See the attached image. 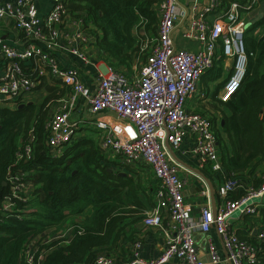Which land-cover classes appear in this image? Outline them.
Wrapping results in <instances>:
<instances>
[{"label":"built area","instance_id":"obj_1","mask_svg":"<svg viewBox=\"0 0 264 264\" xmlns=\"http://www.w3.org/2000/svg\"><path fill=\"white\" fill-rule=\"evenodd\" d=\"M181 4L188 8V15L176 29L185 15ZM260 4L264 0H228L226 5L222 0H161L154 8L155 37L147 51L142 46L145 60L138 65L137 74L130 75L92 62L100 58L98 51L88 42L83 20L69 16L64 0H51V8L43 14L36 0H0V21L12 22L16 35L13 45L0 38V107L23 106L27 95L39 91L42 78L48 83L60 81L69 92L57 101L46 125L50 155L61 156L76 140L77 130L90 128L101 134L102 155L112 154L123 166L141 165L155 181L148 186L153 188L155 206L144 214L142 225L162 231L164 249L158 257L146 259L140 253L141 241L134 239L127 264H261L264 172L249 180L226 174L213 125L198 105L208 100L201 79L220 58L225 66L234 61L235 72L216 98L227 102L238 89L247 64L244 35L249 22L244 12ZM175 30L194 49L179 48ZM61 57L94 70L91 83L83 82L90 75L84 73L87 69L64 66ZM78 104L86 113L74 118ZM189 139V153L197 157L200 173L186 169L175 155ZM22 149L16 153L18 161L31 154L29 144ZM181 170L200 184L205 203L197 216L185 199ZM24 175L11 170L7 174L11 194L5 198L3 210L9 217H14L13 200L27 203L30 199ZM71 230L66 224L54 230L55 235L46 233L41 242L68 238ZM107 248L91 264H119L113 247ZM45 252L28 243L22 258L25 264H41Z\"/></svg>","mask_w":264,"mask_h":264},{"label":"trees","instance_id":"obj_2","mask_svg":"<svg viewBox=\"0 0 264 264\" xmlns=\"http://www.w3.org/2000/svg\"><path fill=\"white\" fill-rule=\"evenodd\" d=\"M64 1L69 16L83 20L86 34L95 39L98 56L108 59L112 68L127 74L132 61L141 59L139 65L145 60L134 31L151 27L155 33L154 8L161 0ZM222 3L226 5L228 0ZM244 47L247 64L238 89L229 101L222 102L216 98L221 87L217 85L212 102L207 100L202 107L213 125L223 170L228 176L249 178L264 161V13L248 25ZM223 68L220 58L202 77L207 89L221 77ZM38 90L45 93L41 104L0 108V264H25L22 252L28 243L46 251L41 264H91L124 234L121 225L127 219L142 221L147 211L138 198L140 182L134 179L131 166L103 156L96 142L86 136H79L61 156L50 155L46 125L69 87L42 78ZM26 144L31 146V154L18 161L16 153ZM10 170L25 174L23 180L30 190L27 203L12 201L14 217L3 210L5 198L11 194L6 179ZM77 217L81 220L75 221ZM66 224L72 227L68 238L42 244L46 233L55 235L54 230ZM132 236L125 235L124 241ZM238 236L246 239L239 232Z\"/></svg>","mask_w":264,"mask_h":264},{"label":"crops","instance_id":"obj_3","mask_svg":"<svg viewBox=\"0 0 264 264\" xmlns=\"http://www.w3.org/2000/svg\"><path fill=\"white\" fill-rule=\"evenodd\" d=\"M187 1L188 0H180V2H183V3H186ZM36 3H37L39 10L42 11V14L48 12L49 9L51 8V0H36ZM263 13H264V5L260 4L254 10L250 12L248 11L244 12V17L249 22V25H251L257 22L259 19H261V17L263 16ZM262 33L263 31L260 32V35ZM173 35L175 39L177 40L179 48L189 47L191 49H194L195 47L194 44L183 41L180 38V30H175ZM15 37H16L15 28L13 27L12 22L0 21V38L2 40H5L7 43L13 45L15 41ZM87 37H88V42L90 46H93V44L95 43L94 42L95 39L89 34H87ZM61 59L63 61L62 65L64 66H70L71 64H76V65H79L82 68V70L87 69L85 66H83V64H81L80 62H77L73 58L64 57L63 59L61 57ZM92 62L94 63L96 62L98 63V65H104V64L109 65L108 59L103 60L100 58H94L92 59ZM0 72H1V66H0ZM84 73L90 74L89 76L86 75L83 78V82L87 83L86 85H88L91 83V78L95 75V72L94 70H91V68L89 67ZM204 88L207 90L206 86H204ZM37 93H40V92H37ZM44 96H45V93L43 92V90L40 96H36L34 93L29 94L24 98V101H25L24 104H28V103L36 104L38 102L41 103ZM80 105L81 104H78L77 110L72 114L74 118H81L86 113V111L84 110V107L79 109ZM198 105L199 106L206 105V102L204 103L200 102L198 103ZM55 110H56V105L52 113H54ZM105 120H107L108 122H116L115 120L111 118H106ZM119 124L122 125L121 123ZM82 129H89V128H82ZM96 134L97 136L99 135L97 132ZM80 136L83 137V135H80ZM191 147H192V141L189 139L184 143L181 150H179L178 152H175V155L186 169H189L191 172L200 173L201 171L199 170L197 157L192 156L189 153V150L191 149ZM262 168H264V161L259 167H257L255 172L253 173V176L256 177L258 173L263 171ZM121 171H122V168H121ZM131 171H132L134 179H137L140 182L141 189L138 193V198L141 201V203L145 206V210L149 211L151 208L155 206V200L153 197V188H150L148 186H151L152 181L153 183H155V181L154 180L151 181L152 176L150 172L144 171L141 165L131 166ZM180 172H181V177L186 181L185 188L183 191L185 199L189 204H191L193 215L197 216L199 214V207L205 203L204 198L200 196V188H201L200 184L194 177H192L190 174H187L184 170H181ZM253 176H250L249 178L247 177L246 180L253 179ZM210 184L212 186H215V184L212 181ZM87 214H89V211L87 212ZM74 220L79 221L81 220V217H77ZM121 226L123 227V230L121 233H124L126 236L130 234H132L133 236H132V240L124 241L125 235L121 234L119 237L120 240L118 239L115 245L112 246L113 247L112 249L115 251L114 253L117 254L116 257H118L117 260L119 264H127L128 260L130 259L131 243L133 241V238L141 241L142 247H141L140 253L143 258L154 259L161 254L162 250L164 249L165 242H164L163 233L160 229L147 228L142 225V221L133 222V219L131 218L127 219ZM214 242L221 249V246L219 245L218 237H215ZM121 245H123L124 247L123 249H121L122 247ZM168 264H175V262L170 261Z\"/></svg>","mask_w":264,"mask_h":264},{"label":"rangeland","instance_id":"obj_4","mask_svg":"<svg viewBox=\"0 0 264 264\" xmlns=\"http://www.w3.org/2000/svg\"><path fill=\"white\" fill-rule=\"evenodd\" d=\"M135 36H136V38H138L140 41V43H141V45L143 46H146L145 47V51H147L148 49H149V46H150V42L153 40V38L155 37V33L153 34V29L150 27L148 30H146V29H144V28H138V29H136L135 31ZM141 61V59L140 60H137V62L136 63H133V61H132V64L130 65V68H129V70H126L127 71V73L128 74H130V75H135V74H137V71H138V63ZM234 61H232V62H228L227 63V65L225 66L224 65V70H223V72H222V75H221V77L218 79V80H216L215 82H212V83H209L208 85H209V88L207 89V91H206V95H207V98H208V101L211 103L212 102V92H213V90L215 89V86H217V85H220L221 87L219 88V90L221 91V89H222V87L224 86V84L228 81V79L233 75V73L235 72V67H234ZM207 74V73H206ZM205 74V75H206ZM204 75V76H205ZM50 82H51V80H49ZM200 85H201V87H203L204 88V86L206 85L203 81H202V79H201V82H200ZM205 89V88H204ZM37 92H40V93H37ZM34 94L36 95V96H40V94H42V91L41 90H39V91H35L34 92ZM36 104H41V103H36ZM207 104V103H206ZM96 132L99 134L98 136H97V134H96ZM76 135H77V137H76V140L78 139V137L80 136V135H83V136H86V137H88V138H90V139H92V140H94L95 142H96V144L98 145L99 144V142H100V138H101V134H100V132H98L97 130H94V129H79V130H77V132H76ZM76 140H74V142L72 143V144H74L75 143V141ZM71 144V145H72ZM70 146V145H69ZM98 147H99V145H98ZM99 150H100V148H99ZM101 151V150H100ZM220 152V151H219ZM108 157H110V159L114 162H117L116 164H120L119 162L120 161H118L119 159L117 158V157H115V156H113L112 154H108ZM262 170L263 171H261L260 173H258V175H261L263 172H264V168H262Z\"/></svg>","mask_w":264,"mask_h":264},{"label":"water","instance_id":"obj_5","mask_svg":"<svg viewBox=\"0 0 264 264\" xmlns=\"http://www.w3.org/2000/svg\"><path fill=\"white\" fill-rule=\"evenodd\" d=\"M181 6H182V8L185 11V15L183 16V18L180 21V23L177 25L176 29H179L184 24V22H185V20L187 18V15H188V8L185 5H183V4H181Z\"/></svg>","mask_w":264,"mask_h":264},{"label":"bare ground","instance_id":"obj_6","mask_svg":"<svg viewBox=\"0 0 264 264\" xmlns=\"http://www.w3.org/2000/svg\"><path fill=\"white\" fill-rule=\"evenodd\" d=\"M240 75H241V72H240V70L237 72V79L240 77Z\"/></svg>","mask_w":264,"mask_h":264}]
</instances>
